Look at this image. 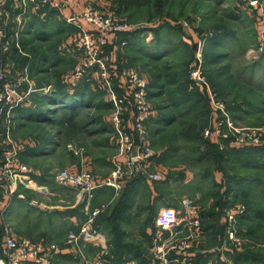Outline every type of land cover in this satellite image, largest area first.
Instances as JSON below:
<instances>
[{
    "label": "rangeland",
    "instance_id": "rangeland-1",
    "mask_svg": "<svg viewBox=\"0 0 264 264\" xmlns=\"http://www.w3.org/2000/svg\"><path fill=\"white\" fill-rule=\"evenodd\" d=\"M75 1L83 7L90 4L131 25L128 35L119 36L127 45L116 47L115 52L122 58L124 67H128L126 70L137 72L149 82L154 113L147 129L154 153H157L154 159H158L157 164L164 172L187 177L189 184L179 188V192H185L181 207L184 199L195 202V199H207L208 193L215 189L209 175L222 177L223 197H230L227 206L239 203L248 209L241 223L238 222L239 233L249 231L244 219L252 216L253 205L258 204L253 196L264 195V152L248 157L232 151L225 160L214 145L207 144L209 140L204 132L210 127L212 105L207 95L199 92L205 90L192 81L191 64L197 44L203 49L202 76L217 92L231 116L236 117L237 124L263 127L264 0H258L257 5H250L251 0ZM37 22L23 38L28 42L25 49L34 59L33 73L37 83L51 84V87L45 93L42 111L37 112L39 120H26L22 118L23 113L15 120L13 138L23 143L21 160L28 164L35 162L44 169L83 165L92 173L93 159H105L112 154L108 96L91 80L89 98L76 111H71L67 105L47 103V97L55 98L61 89H67L65 83L74 67L69 51L72 43L69 36L73 30L72 25L57 22L56 16L50 13L45 22ZM157 27L163 28L156 33ZM194 34L197 38H192ZM113 138L116 142V137ZM70 143L79 154L67 149ZM34 154L40 156L35 159ZM56 171L47 173V177L52 180ZM51 188L52 191L59 189L56 184ZM60 189L70 196L76 194L72 188ZM210 239L213 240L212 236ZM245 241L248 248L244 246L239 252L233 249V257L237 254L241 257L234 264L264 261L242 258L248 251L254 253L248 240ZM213 244L217 242L213 240Z\"/></svg>",
    "mask_w": 264,
    "mask_h": 264
},
{
    "label": "built area",
    "instance_id": "built-area-1",
    "mask_svg": "<svg viewBox=\"0 0 264 264\" xmlns=\"http://www.w3.org/2000/svg\"><path fill=\"white\" fill-rule=\"evenodd\" d=\"M68 0H0V194L6 197L22 198L17 194L20 185L30 183L32 169L22 160V142L13 138L15 125L14 110L23 107L33 95L47 93L50 89H38L30 78V61L21 63L16 57L28 58L23 47V38L28 36L31 15L45 19L49 12L55 13L60 21L75 25L79 31L71 37L70 55L77 54V64L66 82L77 85L94 80L98 88L108 96L113 104L111 124L119 154L113 162V171L105 181L98 180L90 171L58 169L55 181L78 191V197L85 200V220L78 233H70L66 243L78 264H111L107 250L99 251L88 258L82 242L100 236L95 221L105 207L91 209L94 193L103 187L120 191L123 183L151 163L156 153L150 142L147 129L154 109L149 100V84L137 72L111 70L105 49L117 40L124 47L127 41L120 34L131 32V25L113 15L104 14L90 4L84 10L67 17ZM251 0L250 5H257ZM84 23V24H83ZM26 35V36H25ZM201 47L197 48L191 64V79L200 85L212 105L210 127L205 130L206 139L218 144L221 150L228 145L240 147L264 146L263 127H242L231 117L220 101L217 92L202 76L203 65ZM115 83L119 90L115 89ZM68 148L74 150L73 145ZM152 181H160L163 175L150 173ZM27 184V185H28ZM26 185V186H27ZM242 204L225 210V237L223 246L240 251L245 246V238L239 233L238 220L246 213ZM157 232L153 237L152 262L156 264H196L191 255L195 245L203 237L201 211L194 200L184 199L179 210L165 208L156 221ZM167 231V232H166ZM223 247V249H224ZM61 249L56 244H42L5 230L4 245L0 249V264H55V256ZM120 264H137L122 261ZM229 264V263H225ZM264 264V263H260Z\"/></svg>",
    "mask_w": 264,
    "mask_h": 264
},
{
    "label": "crops",
    "instance_id": "crops-1",
    "mask_svg": "<svg viewBox=\"0 0 264 264\" xmlns=\"http://www.w3.org/2000/svg\"><path fill=\"white\" fill-rule=\"evenodd\" d=\"M67 2L68 7L65 12L67 17L72 16L74 13H81L84 10V7L87 6L84 3L85 6L83 7V4H80L79 1L75 0H68ZM49 13L55 15L53 12ZM47 18L48 17L42 19L37 15L32 14L31 19L29 20L31 31L33 29L32 27L36 26L35 23L37 21L45 22ZM56 21L64 25H72L66 21L58 20L57 17ZM71 28L73 31L69 36L70 41L71 37L79 31L75 25H72ZM194 37L197 38L196 35ZM114 41L113 44L117 42V40ZM117 46L118 44L116 47ZM25 51L29 55L28 61H30L31 64L30 78L32 85L38 89H48L51 87V84L39 85L35 80L33 73L34 59L29 50ZM71 57L74 60L73 72L77 64V54L72 53ZM126 69L128 68L123 67L120 72ZM65 85L67 88L65 90L67 91H71L75 88L68 83H65ZM115 89L119 90L117 83H115ZM36 95H39L42 98V103L45 101L44 93H38ZM32 100L33 98L26 102L23 107L26 109L33 107L36 102L34 103ZM42 103L39 105H42ZM109 106L111 110L109 116V128H111L112 135L115 136L111 124V114L114 106L113 104L111 105V103ZM14 116V120H17L16 113H14ZM33 119H35V117ZM232 119L237 123L233 117ZM113 136L112 145L109 147L110 151H112L111 156L108 155L105 159H93L92 174L100 181H105L110 177L114 168L113 162L116 155L119 154V145L117 141L115 142L113 140ZM209 141L215 144V142L211 140ZM70 144L73 145L72 143ZM68 145L67 149L70 152H74L76 155L79 154V151L76 148L71 150L68 148ZM215 145H217L219 151L222 153L240 148H251L230 144L226 150H221L218 144ZM156 152L158 151L156 150ZM38 156L40 155L34 154L35 159ZM154 160L155 159L152 161ZM157 160L158 159L154 162L151 161L146 169L136 172L132 177L126 180L120 191H117L112 187H103L94 193V198L91 202V209H99L102 207H105V209L95 221L100 236L82 242L88 258L94 257L101 250H107L111 264H120L122 261H135L137 264H156L152 262V246L153 237L157 232V217L165 208L176 210L181 208V200L185 192H179V188L189 184L186 183L187 177L183 174L177 176L169 172H164V170H162L163 167L161 168L157 164ZM24 163L32 169V174L30 176L32 181L29 184L26 183V185L28 184L27 186H19L16 195L21 194L22 198H11L6 197L2 193L0 194V249L4 245L5 230L8 229L19 236L29 238L37 243L58 245L61 251L55 256V264H78V261L74 259L70 253V248L66 243V239L70 233H78L80 231V226L86 218L84 214L85 200L78 197V191L73 188L72 189L76 191V194L72 196L65 194L63 190L60 189L65 186L58 184L55 181L54 176L52 180L47 177V173L53 174V171H56L58 168L53 166L44 169V166L36 164L35 162H29L30 164L26 162ZM62 169L78 172L85 168L82 165L80 168L79 166H72L70 168L62 167ZM148 171L151 173H161L163 179L160 181L150 180V173L148 174ZM208 177L210 178V182H213L215 186L214 190L219 189L220 194L217 195L215 192L211 191L210 194L208 193L206 196L207 199H200L198 201L195 199L197 205L201 206L200 210L204 214V238L195 245L194 249L191 251V255L195 259L196 264H234V254L230 253L231 251L228 246H223L224 239L222 241L219 235H212L217 243H220L216 246H211L212 241L210 239V233L217 232L225 223L223 214H221L219 220L216 217L220 216L219 213L221 212L222 203L226 200L230 203V197L225 200L223 199V195H221L224 186V182L221 180L222 177H211L210 175ZM55 184L59 189L52 191L51 185ZM253 198V200L258 203L257 206L253 205L255 208L253 212L254 215L253 217H250L249 220L245 219L247 220L245 223L248 224V227L251 229L249 232H246L245 230L243 231L246 238L245 236H242L248 240L247 242L250 244V248L254 250L251 257H258V253H263L264 251V204H260L261 202H264V195H254ZM238 204L239 203H236L235 205ZM256 213L258 216H255L257 215ZM240 218L238 222L241 221ZM245 246L247 247V243ZM242 263L243 262H241V264Z\"/></svg>",
    "mask_w": 264,
    "mask_h": 264
},
{
    "label": "trees",
    "instance_id": "trees-1",
    "mask_svg": "<svg viewBox=\"0 0 264 264\" xmlns=\"http://www.w3.org/2000/svg\"><path fill=\"white\" fill-rule=\"evenodd\" d=\"M161 28H163V27H157L156 28V33H158V30L159 29H161ZM123 36H125V35H128V34H122ZM121 35V37H123ZM192 38H194V36H192ZM123 39V38H122ZM195 42V41H194ZM25 46L28 48V42L27 41H24L23 42V47H24V49H25ZM195 47H196V49L198 48V45L197 44H195L194 45ZM26 50V49H25ZM115 50H116V44L114 43V44H112L111 43V45H109L106 49H105V54L107 55V53H108V57H107V59H108V62H109V67H110V69L111 70H114V69H118V71H120V70H122V68L125 66V63L123 62L122 63V61H120L122 58H120L119 57V54H117L116 52H115ZM14 58L15 59H17V60H19L21 63H25V61H28L29 59L28 58H25V57H16V56H14ZM124 58V57H123ZM117 67V68H116ZM126 68H128V67H126ZM90 82L91 81H83V82H81V83H79L78 85H71L72 87H75L74 89H72L71 91H67V90H65V89H63V90H61L57 95H56V97L55 98H49V97H47V103L48 104H58V105H63V104H65V105H67L68 107H69V109H71V111H76L78 108H80V107H82V106H84V104H83V102L87 99V98H89L88 97V92H89V85H90ZM148 84H149V82H148ZM150 86V85H149ZM150 88V87H149ZM199 90V89H198ZM200 93H202L203 91L202 90H200L199 91ZM87 94V95H86ZM203 94H204V92H203ZM32 98H33V102L35 103V105L33 106V107H31L30 109H26V108H24V107H19V108H17V109H15L14 110V113H16V118L17 119H19L20 117V113H23L22 115L24 116V117H22V118H25L26 120L27 119H29V120H31V119H33L34 117L37 119V120H39L38 119V117H39V115H38V113L37 112H39V111H42V109H41V105H39L40 103H42V98L39 96V95H33L32 96ZM45 100V99H44ZM109 102V101H108ZM110 104V103H109ZM111 105H112V103H111ZM26 110H28V111H26ZM70 113V112H69ZM71 114V113H70ZM234 118V117H233ZM234 119H236V117L234 118ZM209 146H211V145H214L215 147V150L218 152V154H219V156L221 157V158H223V159H225V160H227L228 158H229V154H230V152H234V153H236V154H239V155H241L242 153L244 154V156L245 155H251V154H260V153H262V152H264V146H256V147H252V148H250V149H236V150H231V151H228V152H225V153H222L221 151H219V149H218V147L215 145V144H213V143H211L210 141H209V143H207ZM249 157V156H248ZM200 160H201V158H200ZM220 170H222V169H220ZM223 174H224V176H225V171L223 170ZM225 185V184H224ZM213 192H215L217 195H219L220 194V190L219 189H216V190H213ZM232 192V191H231ZM228 193H230V192H228ZM221 195H223V194H221ZM223 199H225L226 200V198L225 197H223ZM228 203H229V201L228 200H226L225 202H223L222 203V207H221V212L219 213L220 214V216H218V217H216V218H218V220L221 218V214H223V216H224V222H226V219H225V210L227 209V208H229L230 206H227L228 205ZM247 212H248V209L246 210V213L243 215V216H241V218H240V220L242 219V217H244L246 214H247ZM253 213V212H252ZM204 214L203 213H201V222H202V230H203V237H202V239L201 240H203V238H204V227H203V220H204V216H203ZM251 217H253V214H252V216ZM247 220H249L250 219V217L249 218H246ZM214 220H215V218H214ZM245 220V219H244ZM250 228V227H249ZM248 229V228H247ZM251 229V228H250ZM250 229H249V231H250ZM220 230V231H219ZM219 230L217 231V233L215 232V233H210V235L212 236V235H215V236H220L221 235V240L223 241V238L225 237V223L223 224V226L221 227V228H219ZM243 231V230H242ZM242 231H240L241 232V235H243V233H242ZM248 231V232H249ZM213 238V240L214 241H216V239L214 238V237H212ZM200 240V241H201ZM213 240L211 239V241H212V244H211V246H216V245H214L213 244ZM217 242V241H216ZM220 243V242H219ZM219 243H217V244H219ZM230 249H231V247H229ZM235 250V249H234ZM233 249H231L230 251L232 252V254H234L235 255V253H233V251H234ZM230 252V253H231ZM259 254V256L258 257H252V258H255V259H258V260H261V259H263L264 260V251H263V253H258ZM238 256H239V254H237ZM251 255H253V251H248L245 255H244V257H242V258H248V257H251ZM238 256H236L235 257V260H238L239 258H241L240 256L238 257ZM259 263H264V261H258V264Z\"/></svg>",
    "mask_w": 264,
    "mask_h": 264
}]
</instances>
